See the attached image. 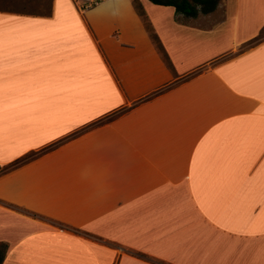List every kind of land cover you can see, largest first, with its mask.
Listing matches in <instances>:
<instances>
[{"label":"crops","instance_id":"crops-1","mask_svg":"<svg viewBox=\"0 0 264 264\" xmlns=\"http://www.w3.org/2000/svg\"><path fill=\"white\" fill-rule=\"evenodd\" d=\"M136 1L0 8L2 264H264V0Z\"/></svg>","mask_w":264,"mask_h":264},{"label":"trees","instance_id":"trees-1","mask_svg":"<svg viewBox=\"0 0 264 264\" xmlns=\"http://www.w3.org/2000/svg\"><path fill=\"white\" fill-rule=\"evenodd\" d=\"M157 5L173 6L178 14L188 17H197L200 13L213 12L220 0H150ZM135 6L142 13L141 4L135 0ZM5 256L4 245L0 244V264H2Z\"/></svg>","mask_w":264,"mask_h":264},{"label":"rangeland","instance_id":"rangeland-1","mask_svg":"<svg viewBox=\"0 0 264 264\" xmlns=\"http://www.w3.org/2000/svg\"><path fill=\"white\" fill-rule=\"evenodd\" d=\"M77 3L80 5L81 2L80 0H76ZM26 4L28 5H36V4H44L47 5L49 4V0H0V8H23Z\"/></svg>","mask_w":264,"mask_h":264},{"label":"built area","instance_id":"built-area-1","mask_svg":"<svg viewBox=\"0 0 264 264\" xmlns=\"http://www.w3.org/2000/svg\"><path fill=\"white\" fill-rule=\"evenodd\" d=\"M99 1L101 0H80L81 4L82 5H93V4H96L98 3ZM1 168H0V172H1Z\"/></svg>","mask_w":264,"mask_h":264}]
</instances>
